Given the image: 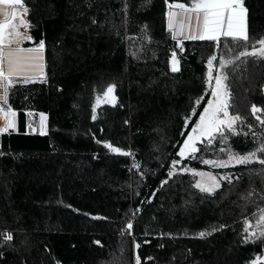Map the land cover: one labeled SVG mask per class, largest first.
I'll use <instances>...</instances> for the list:
<instances>
[{
	"label": "trees",
	"instance_id": "16d2710c",
	"mask_svg": "<svg viewBox=\"0 0 264 264\" xmlns=\"http://www.w3.org/2000/svg\"><path fill=\"white\" fill-rule=\"evenodd\" d=\"M25 3L34 40L22 46L45 39L47 82L17 84L9 95L18 130L0 143V233L10 232L13 240L10 247L0 245V264H135L137 255L141 264H245L259 255V244L244 245L238 235L243 218L264 207L257 196L247 206L240 199L250 188L264 190L261 175L249 176L259 164L212 169L199 159L181 161L215 174H240L232 185L222 181L211 196L194 188L196 179L187 172L167 176L210 97L201 57L210 42L184 41V53L176 49L180 70L173 73L168 59L174 41L166 30L164 0ZM243 3L250 37H264V0ZM217 51L216 66L220 55H229L223 42ZM235 64L226 69L235 103L231 111L255 125L250 106L264 107V58L249 56ZM109 83L116 85L115 106L99 104L93 120L92 104ZM194 94L204 97L196 113L190 108ZM26 113L45 114L44 135L25 133ZM185 114L191 117L187 127ZM97 140L132 155L110 153ZM251 141L240 135L230 143L243 154ZM198 155L214 158L212 151ZM133 160L140 169L130 170ZM137 207L140 213H134ZM128 219L132 235L121 234ZM221 224L227 227L204 238L196 235Z\"/></svg>",
	"mask_w": 264,
	"mask_h": 264
},
{
	"label": "snow or ice",
	"instance_id": "6c2138e0",
	"mask_svg": "<svg viewBox=\"0 0 264 264\" xmlns=\"http://www.w3.org/2000/svg\"><path fill=\"white\" fill-rule=\"evenodd\" d=\"M150 2V0H149ZM166 11L164 17L167 25V32L170 39L174 41L171 56L168 59L170 71L176 73L180 70V59L176 49L184 53V41H205L210 42L201 57L205 65L203 82L206 85L205 91H210V97L207 103L202 105V111H199L198 118L191 125V130L187 132L183 142L179 144L175 156L180 159H171L168 165V178L174 174L185 172L194 177H199L192 185L201 193L213 195L217 189L221 188V182L225 181L232 185L233 180L239 181L240 174L228 172L224 174H214L211 171L197 170L190 168L181 161L188 159H199L203 165L213 169L235 168L238 165L248 166L253 163L259 164L260 169H249V176L253 174L261 175L264 182V107H258L255 103L250 106L251 116L256 124L246 123L247 118L239 112H232L235 107L234 99L230 91L229 76L226 69L229 66L236 67V61L244 63L249 57L264 58V37L254 40L249 35L248 9L245 7L243 0H164ZM90 6V5H89ZM128 5H124L125 17L127 16ZM30 8L26 5L25 0H0V118L4 123L0 126V133L16 130L17 112L9 105V95L14 86H21L36 81L47 82L44 73L45 67V39L41 38L38 43L32 47H24L25 42H32L34 37L30 34L33 27L28 19ZM92 23H96L95 20ZM150 39V37L148 38ZM223 42L229 55L219 56L218 66L214 64L218 58V51ZM259 45V47H256ZM251 46V47H250ZM207 48H213L209 53ZM237 53V54H233ZM135 55V54H133ZM206 57V59H203ZM241 58H245L241 60ZM116 85L109 83L103 91V102L115 106L116 97L113 94ZM264 92V86L261 87ZM204 99L202 95L194 94L190 100V108L196 113L197 106H201ZM101 103V96L97 95L95 102L92 104V119L96 120L97 107ZM31 115V113H26ZM40 134L44 135L45 114L40 113ZM191 117L187 114L183 116L184 125H189ZM127 124L128 121L126 120ZM32 127L31 123L28 125ZM258 127L259 132L254 128ZM35 131V128H32ZM181 135H184L181 133ZM243 135L246 143L248 137H252L251 150L241 154L233 149L230 143L231 137ZM102 143L104 148L110 153L124 156H131L130 151H125L120 147L113 146L108 141H96ZM215 142V143H214ZM216 143L220 145L216 149ZM203 145V149L198 147ZM173 147H176L175 145ZM202 151H212L214 158H206L198 155ZM3 153H0L2 155ZM95 158V157H94ZM179 166V167H178ZM141 165L133 160L131 168L140 169ZM141 175H143L141 173ZM168 183V180H162L161 186ZM156 193L153 192L152 196ZM253 196L264 200V190L257 191L250 188L246 193L240 194V199L244 200L245 206L250 202ZM151 197H149V201ZM68 207H71L68 205ZM141 209L137 207L134 213H140ZM258 217V218H257ZM255 218V223H252ZM252 218L245 216L243 218V229L240 235L241 243L259 244L261 253L249 259L245 264H264V207L257 208L252 213ZM227 225L221 224L213 226L211 231L203 230L196 235L204 238L224 229ZM133 221L128 219L121 234L125 231L127 235H132ZM168 235H171L170 233ZM13 236L10 232L0 233V245L11 246ZM99 244V241H94ZM139 248V244H135ZM2 255V253H0ZM150 259V258H149ZM59 264V262H57ZM135 264H141V257H135Z\"/></svg>",
	"mask_w": 264,
	"mask_h": 264
},
{
	"label": "crops",
	"instance_id": "0c3cea01",
	"mask_svg": "<svg viewBox=\"0 0 264 264\" xmlns=\"http://www.w3.org/2000/svg\"><path fill=\"white\" fill-rule=\"evenodd\" d=\"M37 116H39V114H37V115H35V114H31V115L25 114V118H24V122H25L24 125L25 126H24V129H25V133L26 134H32V135L33 134H37V135H41L39 128L36 129L35 131H33V130L29 131V129H28V119H29V117L36 118ZM2 125H3V123L1 121L0 122V126H2ZM17 130H18V117H16V130H14V131L13 130H9L8 132L0 133V143H1L2 137L6 136V135H9V134H15L17 132ZM44 132H45V128H44Z\"/></svg>",
	"mask_w": 264,
	"mask_h": 264
},
{
	"label": "rangeland",
	"instance_id": "374dc122",
	"mask_svg": "<svg viewBox=\"0 0 264 264\" xmlns=\"http://www.w3.org/2000/svg\"><path fill=\"white\" fill-rule=\"evenodd\" d=\"M258 47H259V45H258ZM103 95L101 96V103L100 104H102V103H104L103 102ZM1 121H2V123H4V121H3V119L1 118L0 119ZM0 121V122H1ZM31 123V125H32V127L30 128L29 126H28V129H29V131H31L32 130V128H35V129H38L39 128V124H40V115L39 116H37L36 118H32V117H29V119H28V125ZM44 124H45V122H44ZM45 128V127H44ZM213 169V168H212ZM203 171H206V170H203ZM188 173V172H187ZM190 174V173H189ZM215 174V173H214ZM191 175V174H190ZM195 179L197 180V179H199V177H195Z\"/></svg>",
	"mask_w": 264,
	"mask_h": 264
}]
</instances>
